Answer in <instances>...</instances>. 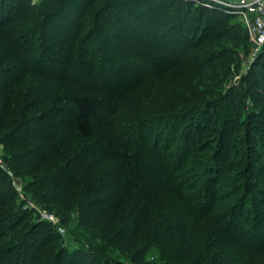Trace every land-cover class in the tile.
<instances>
[{
  "label": "trees",
  "instance_id": "1",
  "mask_svg": "<svg viewBox=\"0 0 264 264\" xmlns=\"http://www.w3.org/2000/svg\"><path fill=\"white\" fill-rule=\"evenodd\" d=\"M67 1L31 2L29 11L40 14L20 31L14 26L19 13L14 0H0V144L5 145L8 171L24 184V198L19 202L21 194L7 173L1 172L3 184L8 187L0 188V263L264 264V221L256 216L259 210L253 216L245 215L248 199L257 187L255 180L245 174L251 165L260 167L255 153L264 162V149L249 144L234 151L235 165L242 167L234 173L240 172L242 178L245 175L241 180L244 182L228 190L223 198L235 200L217 207L220 199L212 195L207 182L212 173L214 182H220V160L230 166L226 156L231 149L223 148L233 136L227 124L219 128L221 136L203 159L207 175L198 193L185 183L175 187L170 181L169 172L174 173L171 168L181 169L183 161L172 164L162 158L160 164L145 158L149 146L143 148L145 143L133 138L132 131L149 117L138 121L134 116L129 123H117L119 110L113 94L106 98L108 121L102 127L96 126L100 118L96 99L80 92L65 97L68 111L59 110L65 118H55L38 127L56 110V96L61 93L63 81L42 69L44 64L35 63L30 53L38 47L44 28L50 27L51 18ZM193 2L188 1L187 7L174 1L172 5L200 23L213 21L215 16L237 18L222 9ZM244 34L249 38L240 21L212 34L206 48L196 54L201 62L191 60L201 70L197 69L196 77L189 80V95L179 90L167 97L166 101L170 98L174 103L169 108L162 104V110L169 112L159 117L192 116L232 97L233 93L225 94L219 81H213L206 71L212 72V62L226 55L216 56L213 45L223 40L242 44ZM204 36L202 42L206 41ZM251 72L257 87L264 91V51ZM231 101L236 105L238 99ZM40 104L50 110L38 114ZM107 170L113 179L111 184L98 180V172ZM28 201L54 213L68 228V236L55 232L45 220L31 227L22 224L26 214L33 215L36 210H24ZM39 225L46 231L36 237L56 242L31 253V239ZM65 238L78 250L69 249V244L64 251L59 248ZM87 257L89 261L84 260Z\"/></svg>",
  "mask_w": 264,
  "mask_h": 264
},
{
  "label": "rangeland",
  "instance_id": "2",
  "mask_svg": "<svg viewBox=\"0 0 264 264\" xmlns=\"http://www.w3.org/2000/svg\"><path fill=\"white\" fill-rule=\"evenodd\" d=\"M173 1L187 7L190 0H68L51 18L50 27L44 28L38 47L30 53L35 57V63L44 64L42 69L63 81L61 93L56 96V110L51 111L38 127L41 128L55 118H65V113H60L59 110L65 108L62 111H68L69 105L65 97L73 92L88 94L96 99L100 113L96 126L102 127L108 121L105 118L106 98L113 94L119 110L117 123H129L134 116L138 117V121L149 117L139 129L132 131L133 138L138 137L145 143L143 148L149 146L145 158L158 160L160 164L163 163L162 158L168 159L172 164L183 161L181 169L171 168L174 173L169 172L170 181L175 187L185 183L184 185L191 186V190L198 193L207 175L203 159L221 136L219 128L227 124L233 136L230 135L227 146L224 144L223 148L231 149L226 156L231 167L227 166V161H219L222 167L220 182H214L213 173L207 181L213 189L211 193L220 199L217 207H222L225 202L235 200V197H231L227 201L223 196L232 187L242 184L244 181L241 180L246 175L255 180L257 187L251 192L245 215L253 216V212L259 210L256 216L264 221L263 157L255 153L260 167L251 165L243 178L240 172L234 173L237 168H242L241 165H235V150L249 144L264 149V91L262 87H257L251 72L257 60L252 58L253 43L244 34L242 44L223 40L220 45H213L214 49L217 48L216 56L223 53L226 55L221 60L213 61L215 69L206 73L211 75L213 81H219L220 89L225 94L233 93L232 97L192 116L160 118L159 116L169 112L166 108L174 103L170 98L166 101L167 97L174 96L179 90L189 95V80L196 77L197 69L201 70L191 60L196 59V54L206 48L211 35L224 26L239 21L238 18L231 20L226 16L210 15L215 16L213 21L200 23L198 19L186 17L184 11L180 12L178 7L172 5ZM31 2L39 4L42 0L13 2L19 8L14 26L20 31L32 24L40 14L29 11ZM196 2L198 0H194L193 5ZM221 11L228 14L225 9ZM203 35L206 41L202 42ZM196 61L200 63L201 59L197 57ZM233 98L238 99L236 105H232ZM164 103L166 111L162 110ZM48 110V106L40 104L36 112L41 114ZM209 139L212 141L207 144ZM4 148L5 145L0 144V188L8 187V184H3L1 175V172H5L8 179L12 180L11 184L21 194L18 199L21 202L24 198V184L8 171ZM233 157L234 160L231 161ZM98 180L105 184L113 182L108 170L98 172ZM239 193L241 195V191ZM34 208V214H26L22 224L28 223L31 227L45 220L50 222L55 232L68 236V228L63 226L54 213L32 201L24 204V210ZM44 228L39 225L34 232L31 253L56 242L41 241V235L40 239L36 237L42 234ZM68 244L69 249L78 250L77 245L68 243L67 238L58 246L64 251ZM84 260L89 261L90 257Z\"/></svg>",
  "mask_w": 264,
  "mask_h": 264
},
{
  "label": "built area",
  "instance_id": "3",
  "mask_svg": "<svg viewBox=\"0 0 264 264\" xmlns=\"http://www.w3.org/2000/svg\"><path fill=\"white\" fill-rule=\"evenodd\" d=\"M198 4L225 9L239 19L253 43V60L264 51V0H198Z\"/></svg>",
  "mask_w": 264,
  "mask_h": 264
}]
</instances>
